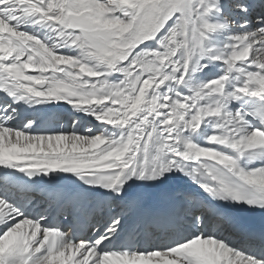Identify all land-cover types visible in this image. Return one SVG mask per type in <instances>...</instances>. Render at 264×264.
<instances>
[{"label": "snow or ice", "instance_id": "snow-or-ice-1", "mask_svg": "<svg viewBox=\"0 0 264 264\" xmlns=\"http://www.w3.org/2000/svg\"><path fill=\"white\" fill-rule=\"evenodd\" d=\"M241 211L264 0H0V264H264Z\"/></svg>", "mask_w": 264, "mask_h": 264}, {"label": "bare ground", "instance_id": "bare-ground-1", "mask_svg": "<svg viewBox=\"0 0 264 264\" xmlns=\"http://www.w3.org/2000/svg\"><path fill=\"white\" fill-rule=\"evenodd\" d=\"M70 131V130H69ZM174 189H182L183 187H185L184 185H175V184H173V186H172Z\"/></svg>", "mask_w": 264, "mask_h": 264}]
</instances>
